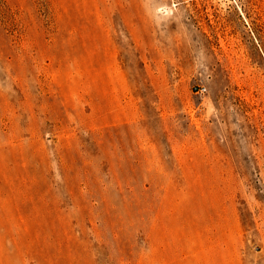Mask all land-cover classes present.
Masks as SVG:
<instances>
[{
	"label": "rangeland",
	"instance_id": "374dc122",
	"mask_svg": "<svg viewBox=\"0 0 264 264\" xmlns=\"http://www.w3.org/2000/svg\"><path fill=\"white\" fill-rule=\"evenodd\" d=\"M0 264H264V0H0Z\"/></svg>",
	"mask_w": 264,
	"mask_h": 264
},
{
	"label": "built area",
	"instance_id": "2783aa9c",
	"mask_svg": "<svg viewBox=\"0 0 264 264\" xmlns=\"http://www.w3.org/2000/svg\"><path fill=\"white\" fill-rule=\"evenodd\" d=\"M199 90H200V91H204L205 89H204V88H200Z\"/></svg>",
	"mask_w": 264,
	"mask_h": 264
}]
</instances>
